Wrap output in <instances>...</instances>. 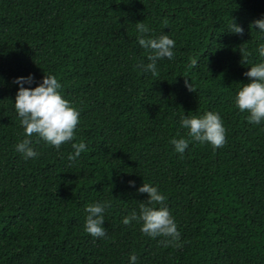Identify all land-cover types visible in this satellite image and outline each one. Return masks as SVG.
Returning a JSON list of instances; mask_svg holds the SVG:
<instances>
[{"label":"trees","instance_id":"trees-1","mask_svg":"<svg viewBox=\"0 0 264 264\" xmlns=\"http://www.w3.org/2000/svg\"><path fill=\"white\" fill-rule=\"evenodd\" d=\"M262 14L264 0H0V264H128L129 253L135 264H264V122L233 104L260 59L250 24ZM231 17L242 33L228 31ZM138 21L175 41L155 74L141 68ZM28 73L32 87L53 74L79 122L59 148L27 137L38 156L24 159L14 78ZM206 110L225 128L216 148L179 126ZM173 136L189 139L183 154ZM143 182L164 193L178 240L123 223L147 200ZM97 200L108 203L103 237L84 231Z\"/></svg>","mask_w":264,"mask_h":264},{"label":"clouds","instance_id":"clouds-1","mask_svg":"<svg viewBox=\"0 0 264 264\" xmlns=\"http://www.w3.org/2000/svg\"><path fill=\"white\" fill-rule=\"evenodd\" d=\"M251 26H255L257 41L255 54L260 58L251 62L243 73L247 82L239 83L240 86L233 96V104L240 111L246 113L245 119L259 125L264 122V14L254 19ZM137 31V43L143 49H149L146 57L147 63L141 65L143 70L153 74L157 71V61L162 58L171 60L174 56L175 41L169 35L161 32L157 36H146L151 31L150 27L142 21L135 23ZM231 33L240 34L243 28L231 17L228 25ZM241 59L247 60L252 50L247 47H239ZM31 73L26 76L14 78L17 91L13 101V107L17 115L19 125L23 129V138L15 144V150L22 154L24 159L35 158L38 152L31 146L29 139L33 133L46 144L59 148L62 143L72 141L74 130L79 122V110L64 98L61 93V84L51 73L43 75L34 87ZM186 86L189 84L185 81ZM29 85V86H25ZM190 88V87H189ZM179 126L186 129L187 137L200 143L207 142L213 148L221 146L225 142V128L218 112L206 110L200 114L189 112L181 114ZM174 151L183 154L188 147L189 139L185 136H173L168 141ZM72 153L69 160L79 156L85 148L81 140L71 144ZM129 183H132L131 181ZM137 191L147 193L146 202L138 204V210H133L123 217V223L136 221L140 231L149 236L170 237L171 241L178 240L179 233L175 218L164 204L166 199L158 187L150 183H142ZM108 203L106 201H93L84 206L86 213L84 219V231L92 237H103L105 227L104 213ZM135 253H129L128 264H135Z\"/></svg>","mask_w":264,"mask_h":264}]
</instances>
